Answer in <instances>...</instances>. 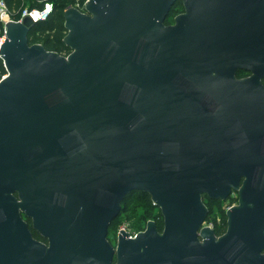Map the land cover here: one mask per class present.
Returning a JSON list of instances; mask_svg holds the SVG:
<instances>
[{"label":"water","instance_id":"1","mask_svg":"<svg viewBox=\"0 0 264 264\" xmlns=\"http://www.w3.org/2000/svg\"><path fill=\"white\" fill-rule=\"evenodd\" d=\"M177 1L70 6L67 55L29 43L30 16L7 22L0 264H264V0H181L167 24ZM242 175L218 236L202 195L225 199ZM136 190L163 231L151 219L114 247Z\"/></svg>","mask_w":264,"mask_h":264},{"label":"trees","instance_id":"2","mask_svg":"<svg viewBox=\"0 0 264 264\" xmlns=\"http://www.w3.org/2000/svg\"><path fill=\"white\" fill-rule=\"evenodd\" d=\"M86 0H28V8L43 9L47 3L53 4V10L46 20H39L34 22L30 28L28 39L30 44L41 43L47 50L57 51L60 54L67 55L71 52V48L65 43L64 37L67 34L65 27L64 12L70 6H76L80 2L83 7ZM10 9L16 12V17H19L21 12L26 8V0H6ZM182 11L181 4L174 5L169 15L166 17L165 22L171 24L177 14ZM7 73L4 66L3 59L0 57V79ZM241 73H239L240 75ZM151 195L147 192L136 190L129 193L123 199L121 204V210L119 215L112 221L113 223L119 218H122V214L126 212V219H134L133 224L137 231L143 230L147 224V221L153 219L156 221L157 228L162 230V214L161 210L155 212ZM224 214V211H222ZM29 220V219H27ZM30 221V220H29ZM34 236L42 241L47 242V239L42 237L38 231L31 228ZM110 230V227H109ZM216 234L221 235L224 233L225 228L223 226L216 227Z\"/></svg>","mask_w":264,"mask_h":264},{"label":"flooded vegetation","instance_id":"3","mask_svg":"<svg viewBox=\"0 0 264 264\" xmlns=\"http://www.w3.org/2000/svg\"><path fill=\"white\" fill-rule=\"evenodd\" d=\"M176 4H181L182 11L180 13H182L184 11L183 2L181 0H178L174 5H176ZM173 23H174V21H173ZM239 73H241V74L239 75ZM250 75H252V72L249 71V70H244V69L242 70L241 69V70H238V72H237V77L238 78H246V77H249ZM262 82L264 84V79L262 80ZM245 180H246V176L245 175H242L240 177V180H239V183H238L237 188L231 187V189L229 191V194H228L227 198H225V199H222V198H210L207 194H203L202 195L203 201H204V203L208 207V215H207V218L205 220V223L206 222L209 223L210 226H212L210 228L214 229V231L216 230V227L223 226L225 228L224 233L226 232L227 227H228L227 210L230 209L231 207L235 206V205H238V203L240 202V191H239V189L242 188V186L244 185ZM222 211H224V214L222 213ZM26 219H29V218H26ZM29 220H27V221L30 224V228H32L34 230V228L32 227V220L31 219H29ZM162 220H163V216H162ZM162 224H163L162 225V230H159L158 229L160 232L163 231V228H164V220L162 221ZM209 224H206L204 226L209 227L208 226ZM145 228H146V226H145ZM145 228L143 230H145ZM143 230H140V231H143ZM215 233H216V231H215ZM118 235H119V233L117 234L115 243H113L112 241H110L111 244L114 247L117 246V243H118Z\"/></svg>","mask_w":264,"mask_h":264},{"label":"built area","instance_id":"4","mask_svg":"<svg viewBox=\"0 0 264 264\" xmlns=\"http://www.w3.org/2000/svg\"><path fill=\"white\" fill-rule=\"evenodd\" d=\"M85 1L83 7H81L80 2L76 4L75 7L79 8L81 11L85 10ZM53 10V4L47 3L43 9L38 8H25L19 17H16V12L12 11L8 6L6 0H0V46L6 39V24L9 21H22L24 17L30 16L35 22L39 20H46L50 16ZM206 224H208L206 222ZM209 227L210 224L208 225Z\"/></svg>","mask_w":264,"mask_h":264},{"label":"rangeland","instance_id":"5","mask_svg":"<svg viewBox=\"0 0 264 264\" xmlns=\"http://www.w3.org/2000/svg\"><path fill=\"white\" fill-rule=\"evenodd\" d=\"M28 6H29V2H28V0H26V8H28ZM154 211L156 213L159 212L160 211L159 207L156 206ZM125 216H126V212H124L122 214V218L121 219L118 218L113 223V225L110 226V230H109V233H108V238L113 243H115L117 234L119 233V231L121 229H125L126 231L131 233V235H133V236L138 232L136 227L132 223L134 219H126ZM204 225H206V223H204Z\"/></svg>","mask_w":264,"mask_h":264}]
</instances>
